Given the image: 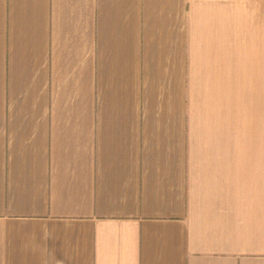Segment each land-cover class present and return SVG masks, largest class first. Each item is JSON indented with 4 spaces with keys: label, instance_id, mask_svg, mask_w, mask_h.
<instances>
[{
    "label": "crops",
    "instance_id": "obj_1",
    "mask_svg": "<svg viewBox=\"0 0 264 264\" xmlns=\"http://www.w3.org/2000/svg\"><path fill=\"white\" fill-rule=\"evenodd\" d=\"M0 264H264V0H0Z\"/></svg>",
    "mask_w": 264,
    "mask_h": 264
}]
</instances>
